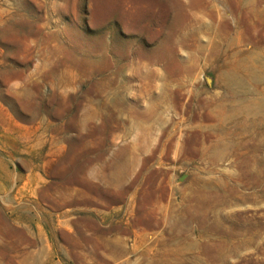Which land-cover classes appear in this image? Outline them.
Wrapping results in <instances>:
<instances>
[{
    "label": "rangeland",
    "instance_id": "374dc122",
    "mask_svg": "<svg viewBox=\"0 0 264 264\" xmlns=\"http://www.w3.org/2000/svg\"><path fill=\"white\" fill-rule=\"evenodd\" d=\"M0 264H264V0H0Z\"/></svg>",
    "mask_w": 264,
    "mask_h": 264
}]
</instances>
